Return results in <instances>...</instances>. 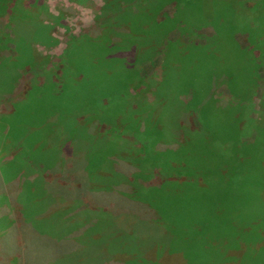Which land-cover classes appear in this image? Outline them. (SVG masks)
Returning <instances> with one entry per match:
<instances>
[{
    "label": "rangeland",
    "instance_id": "obj_1",
    "mask_svg": "<svg viewBox=\"0 0 264 264\" xmlns=\"http://www.w3.org/2000/svg\"><path fill=\"white\" fill-rule=\"evenodd\" d=\"M203 1L207 0H195V4L203 5L204 15ZM208 1L221 12L230 3L236 8L232 12L235 16H224L223 21L220 18L218 21L206 20L204 25H199L202 29L192 31L193 38L198 42L193 45L197 50H189L183 56L181 64L186 67L188 75L182 80H179L181 77L177 73L181 64L175 68L170 59L165 61L175 68L169 69L172 79L166 76L159 79L156 67L161 64L163 53L160 52L165 45L156 42L153 53L144 56L150 50V42H139V39H145L141 32L150 20L153 30L165 29L163 38L169 42L178 35L171 27L176 5L172 0L159 3L142 0L143 4L139 7L143 16L130 26L132 31H128L127 36L134 37L133 40L140 44L141 54H144V63L137 71L140 79L130 78L128 73L121 76L115 69V60L105 58L108 55L103 48L104 36L101 41L95 40L79 49L78 65L71 62L60 64V70H72L76 65L75 69L84 71V76L78 81H75V74L68 78L72 92L76 88L77 92L85 90L89 93L91 87L98 94L111 90L108 92L110 108L104 110L106 113L103 114L113 122L119 121V125L111 126L118 136L129 131L120 139L129 144L121 145L120 150L130 146L136 152L137 144L142 145L140 148L148 154L144 160L130 158L128 162L138 168V165H143L147 171L145 176L142 175L143 179L141 176L133 178L137 180V188L131 196H126L129 200H123L122 204L113 201L102 208L98 207L103 204H91V208H86L85 212H92L94 216L85 218L72 232L63 233L65 238L72 235L81 241L78 251L86 253L84 262L75 256L60 254L66 250V243L63 245L59 241L58 244L52 242L47 245V258L37 262L33 258L30 264H104L105 261L106 264H264V69H258V77L246 83L247 97L242 99L238 95L232 96L234 82L229 81L222 70L226 61L219 56H210L213 49L228 59L226 52L233 50L231 41H223L225 29L221 28L226 21L233 37H238L240 42L247 40L244 45L248 44L254 33L264 31V0ZM111 3L117 7L125 4L120 0H43L42 26L36 30L43 32V36L50 32L51 41L33 35L29 41L22 37L18 43L24 47L36 45L39 52L49 56L50 60L63 56L68 49L71 53L68 40L80 38V32L94 24L96 9ZM178 3V7L189 6L184 5L183 0H178ZM131 4L134 7L135 4ZM143 8L147 12L149 9V14L153 13L150 18L144 15ZM45 24L48 28L44 32ZM249 26L247 39L248 33L244 28ZM6 34L9 35V29L1 25L0 46L6 49L1 48L5 50L3 54L8 55L14 47L3 41L10 40ZM262 38L257 43L263 44ZM75 55L72 54V58ZM168 55L172 58V52ZM52 62H48L47 66H52ZM25 64L28 66L24 60ZM193 64L199 65L195 75V70L190 66ZM145 75H151V82L142 79ZM54 84L59 90L60 84ZM180 93L184 97L189 96L191 101L186 102L188 105L182 103V96L177 97ZM88 101L90 103V100L84 99L81 102ZM191 102L197 116V121L190 117L192 122L188 121L187 114ZM198 115L201 121L205 120L201 125ZM12 119L13 123L30 125L33 133H36V129L47 133V129L57 124L54 115L26 118L23 107L16 109ZM253 125L255 130H251ZM120 128L125 133L119 131ZM243 138L253 140L246 146L241 143ZM251 143H254V148H250ZM117 150L114 148L112 152L116 154ZM104 151L105 147L100 146L88 158V170L92 174H96L98 168L109 170L112 167L111 163H107L108 168L105 167V160L102 159ZM174 166L186 168L192 177L180 175ZM120 177L125 178L124 174ZM121 178L119 181H122ZM6 222L5 217L2 219L3 228ZM94 234L95 237H92ZM122 250L126 253L117 257ZM51 258H56L53 263L50 262ZM11 261L13 263L15 259L11 258ZM1 264H7L6 258L1 260Z\"/></svg>",
    "mask_w": 264,
    "mask_h": 264
},
{
    "label": "trees",
    "instance_id": "obj_2",
    "mask_svg": "<svg viewBox=\"0 0 264 264\" xmlns=\"http://www.w3.org/2000/svg\"><path fill=\"white\" fill-rule=\"evenodd\" d=\"M120 1H124L125 4L117 7L111 3L104 7H98L92 27L82 30L80 38L73 37L72 40H68L71 53L68 49L63 56H56L50 60L49 56L39 52L36 45L30 47L28 45L27 49L18 43L22 37L29 41L33 35L34 37H45L51 41L50 32L43 36V32L36 30L38 26H42L43 0H0V27L1 25L7 27L9 35L5 36H10V40L3 39V41L9 42L14 47L12 53L5 55L3 53L6 49L0 46V49H5L0 50V264L3 258H6L7 264H30L33 262V258L37 259L36 262L43 260L49 256L46 252L47 245L52 242L58 244L59 241L63 245L66 243L64 245L66 250L60 254L66 253V257L75 256L76 259H81L84 262L83 258L86 257V253L81 254L78 251L81 241L72 235L70 238L69 236L65 238L63 233L72 232L85 218L94 216L92 212H85L86 208H91L89 205L103 204L98 207L102 208L109 206L113 201L116 203L119 201L122 204L123 200H129L126 196H131L137 188V180L133 178L140 176L142 178L143 174L146 175L147 169L143 165H138L140 167L138 168L128 162L130 158L144 160L145 155L148 154L143 152V148H140L142 145L137 144L136 152L134 149L131 150L130 146L120 150L121 145H125L127 142H121L120 139L124 138L129 131L126 130L128 132L125 133L120 128L119 131L125 134L118 136L116 131L111 130V126L119 125V121L113 122L112 119L106 117V114H103L110 108L111 98L108 96V92L110 93L111 90H106L107 92L104 94H98L95 92V88L91 87L89 93H86L85 90L77 92L76 88L72 92L69 79L75 74V81L80 80L84 76V71L75 69L76 65H73L75 68L72 70H60L62 63L69 64L71 62V64L78 65L79 49L95 40L101 41L104 36L103 48L108 55V57L105 55V58L115 60V69L121 76L128 73L131 75L130 78L140 79L137 76V71L139 72L142 63H144L142 58L144 54H141L140 44L133 40L134 37L129 38L127 35L128 31L130 33L132 31L131 24L143 16L142 9L139 7L143 2L142 0ZM150 1L159 3L171 0ZM172 1H175L176 5L171 27L178 33L173 38L174 40L169 42L168 39L163 38L165 29L156 28L153 30L154 26L151 20L144 25V31L141 32L145 39L135 37V39H139V42L140 40L150 42L148 45L152 48L147 47L150 50L144 56L153 53L157 45L156 42L165 45L162 51L160 50V54L163 53L160 64L162 68L156 67L159 79L164 76L171 78L169 69L178 68L183 56L185 57L189 50H197L193 45L198 42L193 38L192 31L202 29L199 25H204L206 20L220 18L223 21L224 16L231 18L235 16L232 12L236 11L235 7L227 3L221 12L217 7H212L213 3H208L207 0L201 2L205 4L203 15V5H196L195 0L194 2L193 0H183L184 5H189L187 7H178V0ZM132 2L135 4L134 7ZM143 11L147 18L153 14H149L151 13L149 9V13L145 8ZM179 13L180 15L177 17ZM164 22L166 23V21ZM249 22L250 20L247 23ZM227 23L228 21L221 29H225V34L229 32L227 35H230L224 34L223 41L229 40L233 45V50L226 52L229 54V58L225 59L220 52L213 49L210 56H219L226 61L227 64L225 63L222 70L225 77L227 76L229 81L234 82L232 96L238 95L244 99L247 97L246 83L249 80L253 82L258 77V69H264V43H257L262 37L264 40V31H259V34L254 33L248 44L244 45L247 40L244 39V43L240 42L238 37H233L234 35L226 26ZM47 28L48 26L44 28V32ZM250 28L249 26L244 30L248 33ZM132 34L137 35V33ZM166 52H172V58H169ZM74 53L76 55L72 58ZM21 56L24 57L28 66L26 64L24 66ZM166 59H170V63L174 64L175 68L171 65L168 66ZM48 62H52V66H47ZM190 66L195 70L193 73L195 75L199 70V65ZM177 73L181 77L179 80L188 75L186 67L182 64ZM55 76L56 79H54ZM146 76H142V79L151 82L150 76ZM161 76L162 78H160ZM54 82L60 84L59 90L56 89ZM146 84L151 87L149 83L146 82ZM210 88H212V84ZM152 89L154 90L155 87ZM180 92L183 91L180 90ZM262 93L264 96V91ZM181 94H178L177 97H181ZM209 95L211 97V93ZM142 96L144 97V95ZM182 97V103L191 101L188 95ZM83 99L90 100V103L89 101L81 102ZM244 104L242 109H244ZM18 107H23L26 118L37 119L54 115L57 118V124L54 128L47 129V133L39 129L34 130L36 133H33L30 125H22L23 122H12ZM187 110H189L187 111L188 121L192 122L191 116L197 118L192 102ZM8 113L10 114L7 118ZM198 120L200 125L205 121L204 119L201 121L199 115ZM255 125L251 126V130H255ZM131 130L133 131V128ZM39 131L40 133L36 135ZM134 137L132 136V138ZM243 140L241 143L247 146L253 138H243ZM127 144L129 143L127 142ZM100 146L105 147L104 158H102L105 160V167H107V163H111L112 167L109 170L98 168L96 174H92L88 170V158ZM36 147H38V151L35 152ZM251 147L254 148V143L250 144ZM114 148L118 149L116 154L112 152ZM180 168L175 167L180 175L192 177L189 176L186 168ZM121 174H124L125 178L120 177L122 181H119ZM133 182L136 183L133 185ZM200 183L201 186H204L202 182ZM5 217L8 223L6 222L3 228L2 219ZM62 229H64L63 232ZM92 237H95V234ZM119 252L117 257L126 253L124 250ZM11 258H14L15 262L12 263ZM55 259L53 258L50 262L53 263ZM106 263L105 261L104 264Z\"/></svg>",
    "mask_w": 264,
    "mask_h": 264
}]
</instances>
